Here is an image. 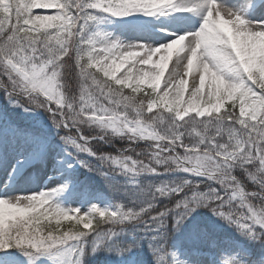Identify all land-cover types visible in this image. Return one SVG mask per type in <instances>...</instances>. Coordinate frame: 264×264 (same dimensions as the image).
<instances>
[{
    "label": "snow or ice",
    "instance_id": "obj_1",
    "mask_svg": "<svg viewBox=\"0 0 264 264\" xmlns=\"http://www.w3.org/2000/svg\"><path fill=\"white\" fill-rule=\"evenodd\" d=\"M248 10L264 16V0L242 6L225 0H0V92L25 112L42 109L63 133L75 164L128 197L110 207L65 208L57 197L70 175L54 188L0 195L2 264L52 256L85 264L100 251L116 258L111 264H215L206 249L215 256L222 246L208 227L193 223L187 245L171 239L205 208L244 237L242 245L227 246L231 264H264V18L252 19ZM172 13L187 14L171 17L182 26L154 44H126L94 28L105 16ZM116 137L128 147L115 155L94 150V143L111 146ZM5 141L13 151L36 143L20 130L6 136L0 128V166L6 168L16 165ZM140 143L145 147L137 151L133 145ZM40 147L34 158L42 155ZM144 175L156 181L141 184ZM65 221L72 222L66 230ZM137 226L143 235L132 234ZM129 228L131 240L124 238ZM143 244L148 255L138 251Z\"/></svg>",
    "mask_w": 264,
    "mask_h": 264
},
{
    "label": "rangeland",
    "instance_id": "obj_2",
    "mask_svg": "<svg viewBox=\"0 0 264 264\" xmlns=\"http://www.w3.org/2000/svg\"><path fill=\"white\" fill-rule=\"evenodd\" d=\"M225 3L229 6H242L244 0H225ZM33 11L34 14H54V10L35 9ZM182 15L186 16L187 14L172 13L170 15L157 17H145L141 14H133L125 18L105 16L101 18V22L95 25L94 28L96 31L102 32L107 38L117 39L126 44L137 42L154 44L163 42L164 37L182 26V21L180 20H174V23H171L166 22V19L173 20L171 18L172 16L179 17ZM248 15L252 19L264 18L260 13L253 12L252 10H248ZM155 19L159 20V22H153ZM196 19L198 20V17ZM144 22L147 23L145 24ZM162 28H166L168 31H161ZM145 67L147 68L149 66ZM171 67L172 64L170 63L169 69H171ZM126 71L127 67L121 69L117 75L123 76ZM187 78L189 79L190 86L191 77ZM73 85L74 88L77 87L75 80H73ZM0 128L4 130L6 136L9 134L10 129L20 130L34 137L36 140V143L33 144L28 151L19 148L15 151L7 149V141H5L8 157L16 167L6 168L0 166V195L7 193L9 196H20L30 194L45 187L54 188L58 184L65 183V178L70 175L72 180L68 181V189L57 197V202L65 208L80 207L82 210H86L93 203L99 204L102 207H110L114 203L126 202L118 195H116L114 201L111 202L106 195L99 191L104 188L103 181L105 178L98 173L90 172L86 168L75 164L74 159L68 156L65 150L66 146L60 139L63 133L60 132L58 134L57 129L52 125L48 115L42 109L25 112L22 108L14 107L7 96L3 92H0ZM86 131L91 135L96 134L95 130L86 129ZM112 141L114 144L112 143L111 146L97 143L93 144V148L101 153H112L115 155L117 149L128 147V145H122L124 142H127L126 140H121L116 137L113 138ZM41 145L43 146L42 155L39 158H34L32 155L33 151H40ZM139 145H141V143ZM139 145H133V147L137 148ZM97 146L101 148L97 149ZM84 158L88 159L93 165L98 163V161L87 156H84ZM69 163H72L73 167L69 168ZM219 222H224L225 229L234 228L229 226L225 221L219 219L215 221L218 227ZM51 226L55 227L54 220ZM62 226L63 229L66 230L72 226V222L65 221ZM127 231L131 230H126V232ZM126 232L124 238L130 240ZM141 235H143V232L139 236ZM215 240L222 246V250L216 252L215 256H212L211 253L215 251V249H206L210 252L209 259H215V264H231L234 256L227 246L236 243L242 245L244 237L235 229L230 231V233H224L220 239ZM138 251L148 255L147 244H143L142 248ZM173 251L176 252L177 258L183 262L181 250L177 248ZM15 254L20 256L21 260L26 261V258L22 257L19 252ZM3 255V253H0V257ZM68 259H70V257ZM113 259L116 258L109 253L100 251L94 256L87 257L85 259V264H111ZM0 264H2V261H0ZM26 264H32V262L26 261ZM34 264H64V258L62 256L42 257L35 259Z\"/></svg>",
    "mask_w": 264,
    "mask_h": 264
},
{
    "label": "trees",
    "instance_id": "obj_3",
    "mask_svg": "<svg viewBox=\"0 0 264 264\" xmlns=\"http://www.w3.org/2000/svg\"><path fill=\"white\" fill-rule=\"evenodd\" d=\"M69 79H70V82L74 88L73 80H75V79L74 78H69ZM129 91L130 90L125 89V92H129ZM148 91H150V90H148ZM140 95H143V93H140ZM154 111H157V109H154ZM112 143H113V141H112ZM94 144H97V143H94ZM122 145L127 146L128 143L124 142V144H122ZM143 147H145V145L143 143H141V145H139L136 148V150L140 151ZM100 148L101 147L97 146V149H100ZM180 175H182V174H179V173L172 174L171 176L162 177V179L177 178ZM139 179H140V183L145 184V185L156 181L155 177L148 176V175L141 176ZM115 180L120 185H124V183H125V178L122 176L116 177ZM103 183H104V188L102 190H99V191L102 192L103 194H105L111 202L114 201V197L116 195L121 196L123 201L127 202L128 197L124 194L123 191H119V192L114 191L112 188H110L108 186V184L105 182V179H104ZM249 190H251V189H249ZM216 220H218V218L213 216L212 213L208 209H206V208L205 209H197L196 212L193 213L192 217H190L187 221H185V227L180 232L173 233L171 239L177 243H180L181 245H187L189 242V233L191 231L193 223H195L201 227H208L210 230L211 236L215 239H220L224 235V233L225 234L230 233V231L235 230V228L225 229L224 222H219L218 223L219 227H218L215 223ZM94 227H96L95 224H94ZM99 227L106 230L109 227H113V226L108 225V224H100ZM116 227L118 230L119 226H116ZM141 227L142 226H137L136 230L134 232H132L131 228L127 229V230H131V231H127L126 235H128V232H132L133 235L137 236L136 234L141 232ZM128 238H130V240H131L132 237L128 235ZM200 244L204 245V241L201 240Z\"/></svg>",
    "mask_w": 264,
    "mask_h": 264
},
{
    "label": "bare ground",
    "instance_id": "obj_4",
    "mask_svg": "<svg viewBox=\"0 0 264 264\" xmlns=\"http://www.w3.org/2000/svg\"><path fill=\"white\" fill-rule=\"evenodd\" d=\"M155 21H156V22H159V20H157V19L153 20V22H155ZM173 21H174V20H168V19H166V22H171V23H172ZM173 23H174V22H173ZM178 24H179V23H178Z\"/></svg>",
    "mask_w": 264,
    "mask_h": 264
}]
</instances>
